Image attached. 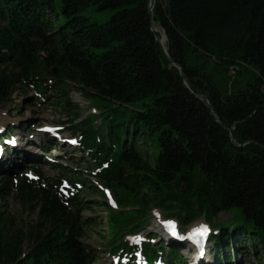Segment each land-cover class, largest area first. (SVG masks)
<instances>
[{"label":"trees","instance_id":"obj_1","mask_svg":"<svg viewBox=\"0 0 264 264\" xmlns=\"http://www.w3.org/2000/svg\"><path fill=\"white\" fill-rule=\"evenodd\" d=\"M89 11L116 13L99 25ZM263 89L264 0H0V106L32 91L71 117L78 139L66 165L44 161L56 180L35 164L0 175V198L37 213L21 228L0 215V264H96L83 243L104 225L83 215L94 207L107 213L104 247L120 263L141 252L147 264H186L153 234L141 247L127 240L151 208L183 227L233 213V229H214V259L231 264L245 246L264 257ZM73 92L109 104L101 126L80 121ZM93 195L101 202L85 200Z\"/></svg>","mask_w":264,"mask_h":264},{"label":"rangeland","instance_id":"obj_2","mask_svg":"<svg viewBox=\"0 0 264 264\" xmlns=\"http://www.w3.org/2000/svg\"><path fill=\"white\" fill-rule=\"evenodd\" d=\"M116 12H103L96 13L89 11L84 13V15L90 20L91 23H98L99 25H105L110 20V18ZM71 102L74 106H78L81 111V119L84 120L89 116L95 117V125L98 127L101 126V119L98 116L105 112L108 108V103L102 102L100 100H87L83 96L78 93L70 94ZM48 104H45L47 106ZM41 105V102L35 99V94L31 91L27 94V96L22 97L19 94H15L12 101L5 105L0 106V132H6L9 130L10 126L12 129L14 128V132L19 135L20 138L23 139V143L25 146L20 148L19 157L23 160H18L15 163L21 164L27 167V170L30 165L28 163L30 161H35L37 166L42 169L43 175L48 179L56 180V173L53 172L49 166L44 162L48 161L50 163L55 164H64L66 162L62 161L61 158H65L67 153H70L68 149H60L58 147L54 152H49V154H45L42 150L38 149L42 145H46L50 142V139L45 137L44 135L38 134L40 133L46 126L55 127L61 130L60 135L64 140H72L75 139L73 135V131L70 129L71 117L65 111L60 109H55L54 107H49V109H45L46 107ZM96 109V110H94ZM31 139H35V146L29 147L26 142H29ZM29 140V141H28ZM51 143V142H50ZM53 143V142H52ZM51 143L52 146H54ZM56 156L58 160L53 159ZM35 158V159H34ZM56 158V159H57ZM73 169L77 170L84 177L89 178V180L94 184L95 187L101 189V184L97 182L94 177H91L87 174L89 172L84 165L81 167H73ZM112 195L114 196L111 189H108ZM104 193V191H103ZM105 195V193H104ZM106 197V196H105ZM101 197L99 195H93L87 197L85 199L87 202H101ZM115 199V198H114ZM107 200V198H106ZM108 202V201H107ZM94 212L85 211L83 215L86 218H95L98 222H104L102 227L91 228L86 232V235L83 239V243L91 250H93L97 256L96 264H113V259L110 257L107 249H105L104 244L107 243V227L105 226V221L107 218V213L103 210V208L94 207ZM5 214V216L11 217L13 220V225L17 228H21L24 225L31 226L37 219V213L26 211L22 208V206L18 203L15 196L12 194L10 196L0 198V215ZM150 222L144 229L140 231L138 234V243L144 242L147 234H156L157 236L155 245H159V241L164 239L166 241L167 237L164 236L162 223L173 221L176 222L179 226V239L177 241H186L188 235L192 230L196 228H202L207 226L206 220L201 218L195 224L189 227H183L181 222L176 218L166 217L164 212L160 214L157 211H154L153 208L150 209ZM232 214H224L219 213L217 218L215 219L212 226L214 229H233L234 225L232 222ZM216 225V228H215ZM131 241V240H130ZM170 242V241H168ZM171 243V242H170ZM238 243H240L238 241ZM210 245V249L213 248V245ZM172 245L169 244L165 247V253L169 252ZM185 250H181V255H184L186 264H218L214 259L213 254L208 251V259L203 260L198 255L193 248H189L188 250L186 246H184ZM27 251L28 244L25 246ZM181 249V248H180ZM240 253V252H239ZM235 261L231 264H264L263 256L261 253L257 254L254 247L245 246V250L238 254V252H232ZM260 258V259H259Z\"/></svg>","mask_w":264,"mask_h":264},{"label":"water","instance_id":"obj_3","mask_svg":"<svg viewBox=\"0 0 264 264\" xmlns=\"http://www.w3.org/2000/svg\"><path fill=\"white\" fill-rule=\"evenodd\" d=\"M152 1H153V0H150V3H151ZM150 14H151V17H152V9L150 10ZM152 30H153V32L155 33L156 38H157V40L159 41L160 45L162 46L163 50L166 51V50H165V47H164V44H165V42H166V36L163 35L162 38H160V37L157 35V29H156V27H155L154 25H153V27H152ZM181 76H182V78L184 79V75H183V72H182V71H181ZM185 85H186V84H185ZM186 87H187V85H186ZM197 98H199L201 101H203L204 103H206V104L208 105L209 109L211 110V113H212L213 117H215V115H214V113H213L212 106H211V104H210L208 98H207L206 96H203V95H198Z\"/></svg>","mask_w":264,"mask_h":264},{"label":"snow or ice","instance_id":"obj_4","mask_svg":"<svg viewBox=\"0 0 264 264\" xmlns=\"http://www.w3.org/2000/svg\"><path fill=\"white\" fill-rule=\"evenodd\" d=\"M10 142H11V143H15L14 140H13V141H10ZM29 175H31V174H29ZM171 227L173 228V232H174V234H175V225H171ZM196 232H197V234H198L199 236L206 237L207 234H208V232H209V229L205 226V227H202V228L197 229ZM197 243H198V242H197Z\"/></svg>","mask_w":264,"mask_h":264},{"label":"bare ground","instance_id":"obj_5","mask_svg":"<svg viewBox=\"0 0 264 264\" xmlns=\"http://www.w3.org/2000/svg\"><path fill=\"white\" fill-rule=\"evenodd\" d=\"M159 30V29H158ZM202 258V256H200Z\"/></svg>","mask_w":264,"mask_h":264},{"label":"built area","instance_id":"obj_6","mask_svg":"<svg viewBox=\"0 0 264 264\" xmlns=\"http://www.w3.org/2000/svg\"><path fill=\"white\" fill-rule=\"evenodd\" d=\"M263 91H264V89H263Z\"/></svg>","mask_w":264,"mask_h":264}]
</instances>
